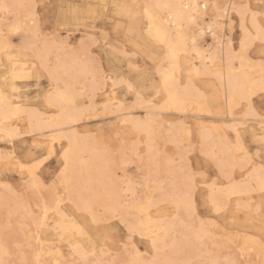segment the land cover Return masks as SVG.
I'll return each mask as SVG.
<instances>
[{
  "label": "snow or ice",
  "instance_id": "obj_1",
  "mask_svg": "<svg viewBox=\"0 0 264 264\" xmlns=\"http://www.w3.org/2000/svg\"><path fill=\"white\" fill-rule=\"evenodd\" d=\"M58 7V12L41 14L39 4H8L0 0V14H3L0 25L7 29H0L3 40L0 64L5 73L12 65L13 78H18L15 76L18 63L13 62H18L20 57L14 56L12 49L22 53L26 45L22 40L15 46L10 40L12 35L21 34L18 23L9 19L16 9L25 10V19L34 30L32 34L62 51L90 56L99 46L100 38L105 46L109 44V33L103 31L100 23L108 19L109 8L118 5H76L75 11H71L74 7L71 4ZM137 7L143 8L141 35L147 37L146 44L151 48L148 58L155 67L140 68L130 63L129 71L123 74L111 62L105 67L97 64L95 58L91 61L97 89H112L109 103L104 105L105 112L117 106L124 108L111 97L118 89L126 88L129 99L135 96L132 106L143 107L147 113L125 121L132 125L133 135L129 139H122L119 132L114 139L111 135L104 138L110 157L104 180L82 179L74 152V138L80 134L70 130L90 119L95 110L76 107L74 95L57 87L49 93L47 104V108L56 109L52 117L56 130L45 134V139L33 135L30 145L17 148L12 141L19 129L7 124L0 126V138L12 143L10 149H0V180H4L0 188L24 202L28 210L27 229L29 232L35 229L32 234L37 243L53 233L61 243L69 237L68 251L58 253L63 258L55 264H256L251 259L245 261L243 250L237 259H192L188 258L187 250L185 258H178L174 251L169 253L167 239L175 222L197 240L203 234L211 235L208 228L218 226L207 217L214 213L219 218L233 207L238 210L242 196L251 197L258 192L264 202V0L255 3L228 0L212 5L156 3ZM128 15L133 18L131 13ZM112 22L115 23L114 17ZM237 23L239 30L234 36ZM120 27L116 24L117 31ZM209 34L212 43L202 52L201 39ZM210 52L214 53L210 58L219 68L210 70L207 65L195 68L197 57L203 60ZM39 67L24 64L25 69ZM225 71L227 94L221 107L215 96L206 95L205 78L215 76L223 83ZM4 80L7 83V75ZM191 98L211 104L209 116L230 117V122L223 125L227 134L210 143L203 127L198 132L192 130L186 145L170 156L168 146L161 151L154 131L145 125L152 122L157 111L169 105L180 110ZM4 103L10 101L0 92V104ZM61 122L68 124V131ZM145 133L147 141L143 139ZM57 140L61 141L59 147ZM144 146L148 148L149 167L138 166V171L129 175L132 170L122 162L142 164ZM53 160L59 161L55 168L50 164ZM162 167L170 179L165 181L167 187L159 188L157 198L152 193L153 176H158ZM9 172L19 174L16 187L5 179ZM118 184L122 185L119 202L112 194V188ZM162 205L168 206L166 212L162 211ZM168 221L173 225L156 231V226ZM193 221H198L199 228L192 226ZM65 225L71 226L70 232L65 231ZM146 235L152 241L151 248L141 252L136 237L143 239ZM72 238L77 243H71ZM4 255H8L7 249ZM261 255L264 257V238ZM0 264L5 261L0 259ZM259 264H264V259Z\"/></svg>",
  "mask_w": 264,
  "mask_h": 264
},
{
  "label": "rangeland",
  "instance_id": "obj_2",
  "mask_svg": "<svg viewBox=\"0 0 264 264\" xmlns=\"http://www.w3.org/2000/svg\"><path fill=\"white\" fill-rule=\"evenodd\" d=\"M227 0H207L209 5L215 4V2L219 3H226ZM234 3H240L241 0H233ZM36 4L40 5V13L41 14H51L53 12H58L59 11V5L64 4L65 6L71 4L73 5V9H75L76 5L84 6L87 4H107V5H118V8H109L108 10V19L104 20L100 23V27L103 29V31L108 32L110 36V42L108 45H104V40L103 38H100L99 40V46H96L93 51L90 54L91 58H95V62L97 64H103L105 67L108 66L109 62L114 66V68L117 71H121L123 74H127L129 71V64H133L136 66H139L140 68H144L146 66L154 68L155 65H153L152 60L148 58V53L151 51V48L147 46L146 36L141 35V24L144 22L145 18L143 16V8L142 7H137L138 5H143L142 2L136 1V0H35ZM253 3H255V0H253ZM204 4V3H202ZM47 6V7H45ZM71 11H75V10ZM213 12V9L210 7L208 9L209 15H211ZM129 13H131V16L133 18H129ZM122 14V15H121ZM113 17L115 19V23L112 22ZM238 19V18H237ZM116 24H119L121 27L119 30H116ZM239 30V24H236V30L232 33V35H236V32ZM25 33L21 31L20 35H12L10 37V40L13 45L19 46L21 41L26 38ZM38 40V39H37ZM203 41L206 45L212 43V37L211 35H206L203 38ZM40 41L38 40V44ZM27 50V51H26ZM115 50V51H114ZM123 52H127L128 55H122ZM12 54L14 56L19 55V60L20 62L26 61L27 63H32L38 65V61L36 59L31 50L25 49L22 53H17L15 49H12ZM32 58V59H31ZM4 63H7V60L4 59ZM40 66V65H39ZM10 68L11 65L9 66L8 73L4 72L3 64L0 65V77H3L5 75L9 76L10 73ZM215 66L212 65V70H215ZM29 78L21 80V81H16L18 91L20 94V98L17 99L15 97V101L19 102L21 104H26L29 107H37L42 111L47 112L48 114H54L56 111L53 108H47V104L45 101V95L47 94V91L51 90L53 85L51 82V79L49 78V74L47 70L39 67L38 70H34L31 68ZM207 80V86H208V91L206 95L208 96H215L219 103L220 106L223 107L221 100H220V91L217 88L216 82H215V77L214 76H208L205 78ZM51 84V85H50ZM50 88V89H49ZM112 92L111 87H109L108 91L101 90L96 98L94 100H90V98L87 95H83L79 101L80 104L83 105H90L92 104L94 111V114L90 119H86L83 122H80V126L77 127V130L81 134H89L91 142L98 147L103 149L106 148V142H105V137L108 135H111L113 139L116 136V133L119 132L121 135L122 139H129L131 137L132 132L129 131V129L126 128V124L121 121V118H125L124 114L127 115L129 111L131 110H136V111H131V113L135 116L141 117V113H144L145 115L147 114L145 112V109L139 106L133 107V100L135 99V96H132V99H129V96L126 94L127 89L126 88H121L117 90V93L112 96L111 98L116 99L114 101L119 103H123L124 110H119L118 106L113 108L111 111L105 112L104 110V104L105 102L109 101V93ZM213 106L211 104H206L204 101L200 100L199 102L193 104L186 113L183 114H178V113H170V112H163L161 113V116L163 117V121L161 119L162 126L163 127L161 131V139H159V143L161 144V148H164L165 145L168 146L169 149V154L170 155H175L179 151V147L182 145H186L188 137H184L185 140L182 141L181 143L175 145L171 144L168 142V132L166 131V128H169L171 124L176 125L179 127L181 124H183L189 132L192 130H196L197 132L200 130V127L204 128H209L212 129L213 131L219 130V132L223 135H226V130L223 127L224 124L229 123L230 119L229 118H224L222 116H209L208 111L210 108ZM136 108V109H135ZM143 110H142V109ZM214 110V109H213ZM126 112V113H123ZM121 114V116L119 115ZM123 114V115H122ZM163 114V115H162ZM144 115V116H145ZM199 116V117H198ZM120 118V119H119ZM166 120H165V119ZM181 119V120H180ZM120 120V121H119ZM168 121V122H167ZM119 122V123H118ZM21 124V125H20ZM20 127L22 130V134L17 136L12 143L16 145L17 148H21L25 145H30L32 141L33 135H37V139H45L46 135L49 134L47 131H45L44 134H40V132H35V133H27V123L24 121L23 123L20 122ZM169 124V125H168ZM199 126V127H198ZM160 128V129H161ZM47 132V133H46ZM37 133V134H36ZM29 134V135H28ZM40 134V136H39ZM94 136V137H92ZM98 139V140H96ZM96 141V142H94ZM99 141V142H98ZM101 141V142H100ZM12 143H6L3 138H0V149L3 150H8L12 147ZM61 141H57V147H59V144ZM65 145L67 141L65 142ZM97 143V144H95ZM104 145V146H103ZM163 146V147H162ZM175 146V147H174ZM59 163L58 160H53L50 161V164L53 168L57 166ZM138 163V165H137ZM139 161H132L126 164V166L131 169L132 171L129 173V175H133L138 171V166L144 168L143 164H140ZM123 173H121V176ZM8 183H11L13 187H16L19 182V174L16 172H9L7 177L5 178ZM4 180H0V183H3ZM3 193V194H2ZM0 194L4 195L5 197L7 196V203L5 204L4 202L0 203V232H1V237L2 239L6 238V245L8 248V256L6 255L4 257L5 264H33V258L35 255V252H38L39 250H43L42 252L45 253L43 254L44 256H41V264L49 263V264H55V261L57 259L63 258L60 255L58 256V250L60 253H66L68 251V244H69V237H65V241L63 243L60 242L59 237L55 236V234H51L47 236L46 238H42L43 242L41 243H36L37 240L33 236V234L29 231H27V226L28 225V219H26L22 215H12L11 214V226L7 227L8 231H5L6 226L9 225V213L6 212V210L9 208V206L13 207L16 203H20V206H22L25 210H27L24 202L22 200H18L15 196H13L12 193H8L2 188H0ZM0 195V196H1ZM251 202L252 206L250 209H246L243 207H240L238 210L233 207L230 209L227 213L220 215L219 218H217L216 214H212L207 217V219L214 221L215 225L218 227H209L208 231H210L211 228V235L213 236V233L216 234L214 235L213 238L210 237L205 241V246L209 247H204L205 250L212 249L208 252L209 255L215 256V254H218V257H220V260H226V259H237L240 255L241 250H243V258L245 261L251 259L252 261L256 262V264H259L261 259L263 257L259 254H257L254 249H244L242 246L241 236H248L254 239H258L262 241V238H264V233L261 231L262 227V220L264 218V202H262L259 193L257 192L254 196H251ZM261 201L262 207L259 209H256L255 205ZM9 205L8 208L5 205ZM235 204V203H234ZM162 211L167 210L168 206L162 205ZM7 208V209H6ZM8 211V210H7ZM22 216V217H21ZM227 216V217H226ZM24 224L21 223L20 218ZM8 218V219H6ZM19 220H18V219ZM7 220V221H6ZM6 221V222H5ZM19 222V224H18ZM194 222V221H193ZM8 223V224H6ZM198 221H195V224H197ZM3 224V225H2ZM14 224V225H13ZM5 225V227H3ZM22 225V226H21ZM23 227L24 229H21L20 227ZM14 227V228H13ZM19 227V228H18ZM6 228V230H7ZM215 228V229H214ZM14 229V233L13 230ZM213 229V230H212ZM218 230V231H217ZM24 231V232H23ZM35 229H32V232H34ZM213 232V233H212ZM31 233V234H30ZM230 233V234H229ZM22 234V235H21ZM26 235V237L24 235ZM218 235V237H217ZM236 235V237L234 236ZM23 236V238H22ZM224 238L222 239V237ZM240 236V238H239ZM4 237V238H3ZM15 238V239H14ZM28 242H27V240ZM148 237H144L141 239L139 236L136 237V240L138 241L137 247H139L141 252L147 251L148 249L151 248V241ZM215 238V239H214ZM216 238L218 241H216ZM219 238V239H218ZM238 238V239H237ZM213 239V240H212ZM221 239V240H220ZM230 240H234L229 241ZM24 240H26V243H23ZM211 240L212 245H215L212 247L211 243L209 242ZM215 240V241H214ZM225 240V241H224ZM71 242H77L74 238L71 239ZM209 242V243H208ZM223 244L221 245L220 243ZM232 242V243H231ZM19 244V246L15 247V245ZM36 243V244H35ZM230 243V244H229ZM22 244V245H21ZM52 244V245H51ZM224 246V247H220ZM21 245V246H20ZM41 245V246H40ZM43 245V246H42ZM49 245V246H48ZM54 245V246H53ZM230 245V246H229ZM23 246V247H22ZM30 246V247H29ZM48 246V248H47ZM218 246V247H217ZM228 246L230 248H228ZM43 249H42V248ZM202 247V248H203ZM217 249H216V248ZM34 248V249H33ZM214 248V249H213ZM219 248L221 251H219ZM38 249V250H36ZM50 249V250H49ZM51 249L53 250L51 252ZM224 249V251H223ZM19 250V251H18ZM46 250V251H45ZM214 250V251H213ZM226 250V251H225ZM228 250V251H227ZM24 251V256L26 258V262L23 261L25 258L22 260L20 255H23ZM48 251V252H47ZM57 251V252H55ZM18 252V253H17ZM216 252V253H215ZM228 252L232 257H230ZM254 252V253H253ZM12 253V254H11ZM17 253V254H16ZM28 253V254H27ZM16 254V255H15ZM56 254V255H54ZM224 257H222L223 255ZM52 255L53 257L52 259ZM11 256V257H10ZM15 256V257H14ZM17 256V258H16ZM33 256V258H32ZM51 256V257H49ZM44 257V259H42ZM47 257V258H45ZM10 258V259H9ZM33 260H32V259ZM8 259V260H7ZM20 260V263L18 262ZM52 259V260H51ZM7 260V261H6ZM31 260V261H30ZM45 263H43V261ZM23 262V263H22Z\"/></svg>",
  "mask_w": 264,
  "mask_h": 264
},
{
  "label": "bare ground",
  "instance_id": "obj_3",
  "mask_svg": "<svg viewBox=\"0 0 264 264\" xmlns=\"http://www.w3.org/2000/svg\"><path fill=\"white\" fill-rule=\"evenodd\" d=\"M136 1L142 2L143 5L144 4H156V3L179 4V3H196V2H199L200 4H202V3L207 2V0H136ZM4 2L8 3V4H27V3H35V0H4ZM227 2H228V0L226 1V3ZM232 2H234V1L232 0ZM215 3H217V2H215ZM73 10H75V9H73ZM0 15H3V14H0ZM9 19H10V21L17 22L20 30L26 34V38L24 39V41H26L25 49L32 51L33 56L36 58V59H34L35 62L37 60L38 65H40L41 68L47 70V72L49 74V78L51 79L53 87L51 90L47 91V94L45 95L46 104H48L49 93L53 92L57 87H59L62 91L67 89L74 95L76 107H78L80 109H85V108H89V107L93 108L92 104L85 106L83 104H80L81 100L79 101V99L83 95H87L90 98V100H94L96 98V96L98 95V93L101 90H103L102 88L97 89V87H96V81L94 79L93 69L91 66L92 58L89 55H85V54L73 55V54H70L68 52L62 51V50L54 47L51 44H45V42L42 39H39L34 34H32L34 32V30L31 28L30 22L25 19V10L24 9H16L15 14L12 15L11 17H9ZM0 29H3L2 25H0ZM3 30L6 31L7 29H3ZM203 38L201 39V43H200V48H201L202 52L208 46L204 43ZM37 39L40 41L39 44H38ZM2 42H3L2 37H0V44H2ZM212 55H214V53L210 52V53L205 54L203 60H201L199 57H197V59L195 61V65H194L195 68H203L205 65H207V67L210 70H212V65H213V66H215L216 69H218L219 64L213 63L212 59L210 58ZM5 60H6V58H5ZM17 63H18V66L15 68V76L18 78H16V79L13 78V66L12 65L10 68V73L8 76L7 83H5V80L3 77H0V92H3L4 95L7 96L8 100L10 101V103L0 104V126L7 124V125H10L12 129L18 128L19 133H18V135H16L14 137V139L23 133L21 130V127H20V125H21L20 122L23 123L24 121L27 123V126H28L27 127L28 129L26 131L27 133H35V132L39 133L40 132V134H44L45 131H47L49 134H51L53 131L56 130L55 129V123L56 122L52 121V117L54 114H48L47 112L42 111L37 107H29L26 104H21V103L16 102L14 100L15 97H17V99L20 98V94L18 91L19 89L17 87L16 81H18V80L21 81V80L29 78V75L31 73L30 72L31 68H28V69L24 68V64L27 63L26 61L20 62V60H19L18 62L17 61L13 62L14 65H16ZM0 65H2V64H0ZM215 82H216L217 88L220 91L221 103L224 106L225 98H226V94H227V73H226V71H225V77H224L223 83H221V81L217 77H215ZM113 99L111 98V100H113ZM114 100H116V99H114ZM199 101L200 100H197L195 98H191L185 102L186 107L181 108L180 110H177L175 105H169L167 107H164L162 110L156 112L155 118L152 120L151 123L146 124L145 127H146V129H150V130L154 131V139L159 146L161 145L159 143L160 142L159 139L162 140L160 134H161V131L163 129V127L162 128L160 127V126H162V123H163L162 122L163 117L161 116V113L170 112V113H178L180 115V114L186 113L188 111V109L191 106H193V104H195ZM106 103H109V101L105 102V104ZM160 103H161V105H163L164 101L161 100ZM17 105H19V109H20L19 111H17ZM119 105H123V103L121 102V103H119ZM68 107L69 106H66V108H68ZM157 107L159 108V106H157ZM53 109H55V108H53ZM119 110L122 111V110H124V108H119ZM54 111H56V109ZM131 111H133V110H131ZM131 111H129L127 115L124 114L125 118H123V119L121 118L122 122L125 123L126 120L132 121L135 118L139 117V116L133 115L131 113ZM134 111H136V110H134ZM123 113H126V112H123ZM163 114H165V113H163ZM119 115L121 116V114H119ZM145 116H147V114ZM160 117H161L162 121H161ZM229 119H230V117H229ZM61 123L63 124L64 130L68 131L69 130L68 124L64 123V122H61ZM32 124H35L36 127L35 128L32 127L31 126ZM125 124H126L125 125L126 128L129 129L130 132H132V125L129 123H125ZM70 130L78 132L80 134L78 137L74 138V152L76 155L77 171L81 174L82 179H84V180L92 179L94 181H103L105 176H106V169H107V166H108V163L110 160V157L107 155V149H103V147H101V148L96 147L93 144V142H91L92 139L90 140L91 136H89V134H87V135L81 134L77 130V128H71ZM203 130H204L205 136L207 137V139L210 143L218 142L220 140V137L223 136V134H221L219 132V130H217V129H216V131H213L212 129H209V128H204ZM166 131L169 133L168 134V139H169L168 142H170L171 144H175V145L184 141L185 140L184 137H188V135L190 134L189 130H187L183 124H181L179 127L171 124L169 128H166ZM40 134H39V136H40ZM132 134H133V132H132ZM92 137H94V136H92ZM14 139H13V141H14ZM143 139H144V141H147V139H148L147 133H145ZM96 140H98V139H96ZM57 141L60 142V140H57ZM94 142H96V141H94ZM95 144H97V143H95ZM160 149H161V151L164 150V148H161V146H160ZM144 153H145V156H144V161L142 164L144 165V168L147 169L149 167V156L147 155L148 148L146 146H144ZM122 163L127 164L129 162L124 161ZM137 165H138V163H137ZM169 179H170V177L166 175V168H164V167L161 168L160 174L158 176H155V175L153 176V180L155 181V183L153 184V187H152V193L155 194L157 198H159V188L162 186L167 187V185L165 184V181H167ZM112 194L114 197L117 198V202H119V197L122 194V185L118 184L116 187L112 188ZM7 199H8L7 196L5 197L4 195H1L0 196V203L4 202L5 204H9V203H7ZM251 199H252L251 197L242 196L240 198L241 207L246 208V209H250V207L253 205L251 202L252 201ZM262 204L263 203L261 201H259L257 203V205H255L256 209H259L260 207H262ZM5 206H7V205H5ZM8 206H7V208H8ZM7 210H6V212L11 213L14 216L22 215L23 219H24V217L26 219H28V214H27L28 210H25L22 206H20V203H16L13 207L9 206V208ZM21 217H19V218H20L21 223L23 224L24 221L22 222L23 219L21 220ZM6 219H8V218H6ZM26 221H28V220H26ZM211 221H213V219ZM8 223H9V221H8ZM8 223H6V224H8ZM18 224H19V222H18ZM170 225H173V222L168 221L166 224L156 226V231L158 232L160 230V228H163L165 226H170ZM23 226H24V224H23ZM192 226L199 228V223L195 224V221H194ZM3 227H5V225ZM7 227H9V225L6 226V228ZM6 228H5V231H8V228H7V230H6ZM0 229H1V227H0ZM21 229H24V228L20 227L19 230L22 231ZM12 230L14 232V229H12ZM70 230H71V226L65 225V231L70 232ZM2 231H4V228ZM261 231L264 233V218L262 220ZM1 232H0V234H1ZM208 232L211 233V228H210V231H208ZM14 233H16V232H14ZM31 233H33V232L31 231ZM216 234L213 233V236L214 235L216 236ZM24 236L26 237V235H24ZM213 236L210 235L211 238H213ZM234 236L236 237V235H234ZM146 237H148V236L146 235ZM217 237H218V235H217ZM22 238H23V236H22ZM223 238H224V236L222 237V239ZM239 238H240V236H239ZM207 239H209V235H207V234H203L201 240L195 239L193 234L188 229L184 228L179 222H175L174 226H173V230L169 234V237L167 239V248L169 250V253H172L174 251L178 255V258H185L184 253L187 250V252L190 253V256L188 258H192V259H196V258L220 259V257H218L219 253L215 254V256L209 255L208 252L212 249H209V251L204 249L205 246L203 247V245H205V241ZM5 240H6V238L2 239V237L0 235V259H2V260H4V257L6 256V255H4V249H7V251H8ZM26 240H27V238H26ZM26 240H24L23 243H26L25 242ZM150 241H151V239H150ZM216 241H218L217 238H216ZM229 241H232V240L229 239ZM240 241L242 242V246L244 249H250V250L254 249V251L257 254L261 255V248H262V241L261 240L242 235ZM27 242H28V240H27ZM209 242L212 245L211 240H209ZM74 243H77V242H73V244ZM19 244L15 245V247L19 246ZM151 244H152V241H151ZM220 244H218V245L220 246ZM214 245H215V243H214ZM214 245H212V247ZM48 246H47V248H48ZM209 246H206V247H209ZM229 246H228V248H230ZM220 247H224V246H220ZM224 249H225V247H224ZM224 249H223V251H224ZM36 250H38V249H36ZM42 251L43 250H41V251L39 250L38 252H36L35 250L33 251V252H35L34 258L32 256V258L34 260L31 258L34 261L33 264H41V256H44L43 254H45ZM52 251L53 250L51 249V252ZM219 251H221L220 248H219ZM55 252H57V251H55ZM60 252L58 250V253H60ZM226 253L229 254L228 252H226ZM22 254L23 255H20L21 258H22V256L25 255L24 251ZM54 255H56V254H54ZM54 255H52V259H53V257H55ZM49 257H51V256H49ZM222 257H224V255ZM230 257H232V256L230 255ZM16 258H17V256H16ZM24 258H25V260H23ZM26 258L27 257H23L22 260L26 262ZM45 258H47V257H45ZM42 259H44V257ZM263 259H264V257H263ZM20 260L21 259H19V261H18L19 263H20ZM42 261H43V263H45L44 260H42ZM13 264H15V263H13ZM45 264H47V263H45Z\"/></svg>",
  "mask_w": 264,
  "mask_h": 264
}]
</instances>
